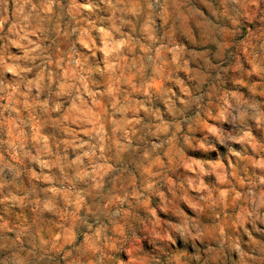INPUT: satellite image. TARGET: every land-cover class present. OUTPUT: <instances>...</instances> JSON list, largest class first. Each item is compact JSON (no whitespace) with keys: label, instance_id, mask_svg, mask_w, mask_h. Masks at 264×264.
<instances>
[{"label":"clouds","instance_id":"obj_1","mask_svg":"<svg viewBox=\"0 0 264 264\" xmlns=\"http://www.w3.org/2000/svg\"><path fill=\"white\" fill-rule=\"evenodd\" d=\"M0 213V264H264V0H0Z\"/></svg>","mask_w":264,"mask_h":264},{"label":"rangeland","instance_id":"obj_2","mask_svg":"<svg viewBox=\"0 0 264 264\" xmlns=\"http://www.w3.org/2000/svg\"><path fill=\"white\" fill-rule=\"evenodd\" d=\"M0 214H2V213H0ZM25 219H26V221L28 223H31V222H33L35 220V216L33 214H31V213H26L25 214ZM49 227H54V225H49Z\"/></svg>","mask_w":264,"mask_h":264}]
</instances>
